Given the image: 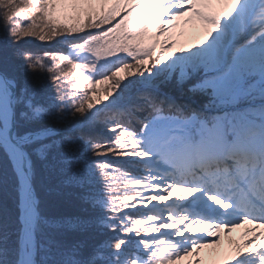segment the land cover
<instances>
[{"label": "trees", "instance_id": "16d2710c", "mask_svg": "<svg viewBox=\"0 0 264 264\" xmlns=\"http://www.w3.org/2000/svg\"><path fill=\"white\" fill-rule=\"evenodd\" d=\"M33 3L34 0H0V72L16 83L17 136L49 127L59 130L24 146L31 160L33 186L38 198L36 263L112 264L111 260L119 263L122 258L127 264H151L155 253L145 250L142 239L146 236L143 227L147 223L134 211L127 215L129 209L123 206L122 200L113 207L109 199L101 204L97 202L106 196H135L132 183L138 178L137 181L142 180V166L133 164L134 160L129 158L116 160L108 150L115 142L113 133L124 132L135 142L125 140V146L117 147L129 149L131 155H139L138 158L156 154L153 147H161L166 138L170 140V132L162 135L165 137L153 132L151 138L147 135L149 128L160 115L178 119L198 116L191 104L181 101L184 93H192L199 83L198 78L192 79L185 92L168 86L161 87L159 92L131 88L130 95L135 93V96L123 109L109 107L97 114L95 120L83 123L80 129L70 130L83 120V110L71 99L73 86L68 80L69 73H79L80 78L88 74L93 77L100 68H97L93 51L92 55L90 52L85 56L88 64L81 61L82 54H75L77 60L71 54L70 60L68 53L81 50L82 42L91 39L90 32L105 30L97 22L89 23L90 28L84 30L81 26L65 27L62 22L53 26L54 20L49 15L43 20ZM97 47L99 45L90 49ZM114 47H109L110 53L119 51ZM153 51L146 53L143 60L149 57L151 61ZM111 56L114 60L117 54ZM56 59H64L68 71L64 65H58ZM114 69L117 70L108 67L100 75ZM248 73L242 71L240 74L246 77ZM259 80L247 78L246 91L240 98L249 95L240 103L264 99L262 86L249 88L253 81ZM193 92V103L197 107H219L232 98H228V93L224 97L214 95L208 88ZM162 94L173 96L182 107L181 111L179 107H169ZM108 122H113L115 129L108 127ZM8 167H5L6 172ZM6 172L0 166V264H17L20 230L17 190L13 196L8 189ZM118 246L120 249L116 252Z\"/></svg>", "mask_w": 264, "mask_h": 264}, {"label": "rangeland", "instance_id": "374dc122", "mask_svg": "<svg viewBox=\"0 0 264 264\" xmlns=\"http://www.w3.org/2000/svg\"><path fill=\"white\" fill-rule=\"evenodd\" d=\"M168 1L128 0L125 4L126 0H34L33 7L41 14V18L46 21L49 15L50 19L54 20L53 26L62 22L64 26H81L84 30L85 27L90 28L89 23L97 22L105 30L100 33L90 32L91 39L86 43L82 42L81 50L70 51L67 56L70 59L69 57L73 58L71 54L74 56L76 53L82 54L81 61L88 64V59L85 56L90 52L92 55L93 51L97 68H100L95 76L91 77L88 74L89 78L82 76L80 78V74L76 75L73 71L69 73L71 78L68 80L73 86L71 99L78 103V106L83 110L81 122L89 121L88 123H90L93 118L95 120L97 114L107 110L110 106L118 105L121 99H125L126 102L128 99H133L135 93L126 98L128 94L130 95L131 88L140 89L143 87L160 91L161 87L168 86L185 92L192 79L198 78L199 83L193 88V91L211 88L214 95L224 96L226 91L238 82L239 77L242 86L244 85L243 76L240 74L242 71H250L252 74H259L264 78V33L262 32L264 17L260 20L256 19L258 16L256 12L264 9V0H197L195 2L201 3V5L192 13L190 21L184 19V14L189 9L188 4L193 0H179L169 5L166 4ZM136 4L137 8L135 9L133 6ZM154 9L159 12L143 15V13ZM134 12H137V16L132 17ZM159 14L163 16L160 20ZM172 17H175V20ZM55 19L57 20L55 21ZM240 26H242V31L236 34ZM256 30L257 32L254 33ZM125 31L128 32L127 35H123ZM249 33L252 34L251 38L244 42L243 38ZM258 39L259 41H257ZM97 45L99 47L90 49ZM109 47H114L119 51L110 53ZM151 49L155 50L151 61L148 58L143 60V56ZM113 53L117 54L114 60L111 56ZM156 53L157 60L153 61ZM75 58L77 60V56ZM56 60L58 65H64L68 71V64L64 59ZM108 67H115L117 70L114 69L106 75H100L105 73ZM208 72L213 74L206 78L205 74ZM193 91L189 94L184 93L181 100L193 101ZM169 104L172 106L176 102L174 100ZM229 113V111L219 110V115L212 117L211 124L215 123L216 128L222 127L223 123L228 121L225 118L231 116L227 115ZM196 121L190 125L195 127ZM108 124V127L115 129L113 122H108ZM167 125L175 126L176 123L174 121H159L152 131L159 133L164 131ZM183 126L186 124L179 125L178 123L176 128L181 130ZM52 131L53 129H50L49 134ZM263 133L258 137L254 136L258 134H249L244 138L247 139L249 149L256 140L262 142ZM226 136L222 135V139L226 140ZM113 137L115 142L112 143L113 147L109 148L108 152L114 159L125 161L129 158V160H134L133 164L135 165L140 164L141 166L142 163H146L144 165L148 169L142 171V180L137 181L138 178L137 182L132 183L135 196H106L97 202L101 204L103 200L105 202L109 199L113 207L122 200L123 206L129 209L127 215H130L129 211H134L140 220L147 223L143 227L146 235L142 238L145 243L144 248L147 251L154 249L159 251L156 253L157 250H155L156 255L152 257L151 264H179L180 261L184 264L188 256L199 250V245H190L193 236L207 238L217 235L218 241L215 243L217 246L219 236L221 239L223 238L222 224L203 225L197 222L196 216H203L202 212H206L207 208H212L215 210L212 212L218 215L222 207L213 201L212 196L203 189H188L187 181H179L184 172V170L179 172L176 166L177 157L181 152L174 150L171 154L176 159L174 158L173 162H168L171 164L170 167H165L160 164L159 159L156 160L150 156L138 158L139 155L132 156L129 149L117 147L125 146L126 144L123 143L125 140L135 142L124 132H114ZM20 139L23 138L20 137ZM33 139V141H39L44 138L38 134ZM240 142L241 140H238V143ZM0 151V166H3L6 172L5 167H8V160L1 148ZM195 160V151L192 150L191 162L193 163ZM232 161L235 162L233 164H241L235 158ZM9 167L6 172L10 185H8V189L14 196L17 183L15 172L12 166ZM256 170L259 171V167ZM260 171L257 175H260ZM233 174L237 176L238 173ZM188 179L189 177L185 180ZM142 182L146 184L143 183V185ZM106 189L108 193L112 192L109 185L106 186ZM160 191L164 192L160 193ZM175 199L177 202H174ZM213 205H219L220 209H213ZM196 208L202 212L197 213ZM169 213H174L175 218L170 219ZM153 216H159L158 220H154ZM228 219L230 218L227 216L224 220ZM192 227L197 228L196 231H189ZM237 227H241V231H247L250 228L247 233H252L245 238L253 239V246L257 244L255 249L261 250L264 245V240H262L264 229L256 228L257 225L253 222L241 223ZM179 228L182 230H178ZM235 228L229 226L230 237L235 233ZM203 246L207 249L206 247L210 246L209 241L208 243L206 241ZM119 249L118 246L116 252ZM205 254H202L204 260L206 259ZM249 259H253L252 262L256 264H264V256L255 255L252 257L251 255ZM111 261L112 264H127V260L122 258L119 263L117 260Z\"/></svg>", "mask_w": 264, "mask_h": 264}, {"label": "bare ground", "instance_id": "6f19581e", "mask_svg": "<svg viewBox=\"0 0 264 264\" xmlns=\"http://www.w3.org/2000/svg\"><path fill=\"white\" fill-rule=\"evenodd\" d=\"M179 0H169L166 4H171L172 2H178ZM193 0L190 4H188V10L184 14V19L190 21L189 18H192L193 14L196 9L198 8L200 4H197ZM194 4V5H193ZM258 16H256L257 20L262 19L264 17V9H260L256 12ZM172 19L175 20V17H172ZM264 29V25H263ZM242 31V26L236 31V34H239ZM257 30L254 32L256 33ZM264 33V30L262 31ZM248 33V32H247ZM252 34L246 35L243 40L244 42H247L246 40H249L251 38ZM256 37V36H255ZM255 39V38H254ZM259 41V39L257 40ZM225 52V51H224ZM222 52V53H224ZM10 86L6 85L3 81H0V145H2L3 150L5 151L7 157L9 158V161L11 163V166L16 174L17 179L19 178V189L21 188L20 192L23 196V204L22 206H25V195L24 191L27 187V179L24 176L22 172V165H23V157L17 150V148L14 146L13 141L10 138V129H11V105H10ZM14 125H15V119H14ZM29 160V159H28ZM27 160V161H28ZM164 192V191H160ZM180 201V200H179ZM174 202H177L175 199ZM20 206V204H19ZM34 215L33 211V204L28 210L27 215V226L25 228V233L23 234V237L21 239L22 242V257L28 262L30 258L29 253V246H31L32 243V225H33V219ZM196 218H199L196 216ZM215 221V219H213ZM196 221V220H195ZM237 222V221H235ZM194 223V222H192ZM242 227V226H241ZM241 227H236L235 233L232 234V237H230L229 231L230 229L222 231L223 238L221 239L219 236V242L217 243V246H215V243L217 240L216 236H208L205 237H197L193 236L190 241L191 244L199 245V250H196L193 252L190 256H188L184 264H256L252 262L253 259H249L252 255L255 256H264V245L261 247V250H256L255 246H253V239L249 237L245 238L248 234L247 233L250 228L247 229V231H241ZM197 228L192 227L189 231H196ZM240 229V230H239ZM178 230H182V228H179ZM259 230V229H258ZM184 232V231H183ZM185 234V233H184ZM262 240H264L262 238ZM209 241L210 246L205 247L203 246L204 243ZM264 244V243H263ZM29 248V249H28ZM206 253V259H203L202 254ZM216 253V254H215ZM209 254V255H208ZM213 255H216L215 257H212ZM26 262V263H27ZM179 264H182V261L179 262Z\"/></svg>", "mask_w": 264, "mask_h": 264}, {"label": "water", "instance_id": "95a60500", "mask_svg": "<svg viewBox=\"0 0 264 264\" xmlns=\"http://www.w3.org/2000/svg\"><path fill=\"white\" fill-rule=\"evenodd\" d=\"M0 79L6 84L10 86V105H11V114H12V119H11V129L9 131L10 133V138L13 141L14 146L17 148V150L19 151V153L21 154V156L23 157V165H22V172L24 174V176L27 179V187L24 191V195H25V206L22 208V212H21V220H22V224H23V228H22V232H21V239L23 237V234L25 233V228L27 226V215H28V210L29 208L32 206L33 204V211H34V217H33V225H32V245L30 246V251H31V255L29 258V261L27 262L24 257H22V252H21V247L20 246V253H19V258H18V264H35V259H34V255H35V251H36V235H35V225L37 222V217H38V211H37V204H36V199H35V193L33 190V186H32V182H31V174L29 171V163H28V156L27 153L25 152V150L23 149V144L25 142H28L30 140H32L33 138L37 137L38 134L44 136L47 133H49V130L47 131H40L38 133L35 134H31L26 138L20 139V138H15V133H14V97H15V92H16V86L15 83L8 79L7 77H5L2 73H0ZM37 135V136H36ZM22 198V204H23V196L21 195ZM20 239V245H22ZM27 262V263H26Z\"/></svg>", "mask_w": 264, "mask_h": 264}]
</instances>
